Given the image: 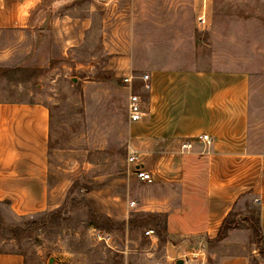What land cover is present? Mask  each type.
<instances>
[{
	"label": "rangeland",
	"instance_id": "obj_1",
	"mask_svg": "<svg viewBox=\"0 0 264 264\" xmlns=\"http://www.w3.org/2000/svg\"><path fill=\"white\" fill-rule=\"evenodd\" d=\"M200 1L71 0L69 10L61 12L65 21L57 43L51 31H43L29 63L11 66V96L29 90L31 100L50 109L52 175L65 183V194L60 215L53 209L20 216L8 201H0V251L22 254L25 264H177L179 259L222 264L238 254L256 259L260 252L253 231L239 230L222 242H182L169 233L160 237L150 220L129 222L136 214L162 213L176 186H167L169 168L161 162L152 166L139 144L155 180H137L128 165L134 142L128 102L135 91L116 75L103 51L104 39L112 42L115 28L129 45L135 68L248 73L251 148L264 152V0H207L210 29L198 22ZM71 17L82 24L80 36L70 42L75 45L69 46L62 28L69 30ZM234 215L256 217L257 201L248 197ZM99 222L108 229L99 230ZM148 229L157 237L148 236Z\"/></svg>",
	"mask_w": 264,
	"mask_h": 264
},
{
	"label": "crops",
	"instance_id": "obj_2",
	"mask_svg": "<svg viewBox=\"0 0 264 264\" xmlns=\"http://www.w3.org/2000/svg\"><path fill=\"white\" fill-rule=\"evenodd\" d=\"M70 1L0 0V201H8L10 210L20 216L59 209L65 183L52 175L50 109L31 100L29 90L11 96L9 71L15 64L26 66L36 55L43 31H51L57 43L65 21L61 12L69 10ZM200 8V12L207 8V0L200 1ZM71 19L70 31L62 28L69 46L75 45L70 42L80 36L82 24L80 18ZM128 49L117 28L112 42L103 41L116 75L133 77L130 88L145 101L144 118L131 121L132 146L140 151L141 145L152 166L165 164L170 170L165 182L169 188L176 186L162 210L167 214L169 235L182 242L214 241L229 212L251 196L258 203L264 241V152L251 148L248 73L148 64L135 68ZM145 73L150 76V90L144 89L139 77ZM204 133L212 138L209 148L197 141L190 151L180 154L186 139ZM247 226L230 230L219 242L239 230L252 231ZM254 256L264 264L260 254ZM249 257L233 255L222 264H252ZM0 264H25V259L18 252L0 251Z\"/></svg>",
	"mask_w": 264,
	"mask_h": 264
},
{
	"label": "built area",
	"instance_id": "obj_3",
	"mask_svg": "<svg viewBox=\"0 0 264 264\" xmlns=\"http://www.w3.org/2000/svg\"><path fill=\"white\" fill-rule=\"evenodd\" d=\"M198 22L204 29H210L212 26V22L208 18V14L206 9H203L200 14L198 15ZM142 81L144 82V89L150 90L151 89V82L149 74L145 73L139 76ZM133 78V77H132ZM132 78H125L126 81L131 82ZM144 98L139 93H131L129 96L128 102V110H129V119L132 122L140 121L145 116V109H144ZM200 141L204 144L205 149L209 148L212 143V138L208 134L204 133L196 138H189L186 139L181 147L180 150L182 152L190 151L194 144ZM128 165L132 166V173L135 175V178L141 182H153L155 180V174L153 171L146 169L145 164L142 160L141 152L136 147H130L128 158H127ZM136 205V200H132L130 202V206L134 207ZM146 234L150 237H157L156 232L154 229H148ZM161 264V263H158Z\"/></svg>",
	"mask_w": 264,
	"mask_h": 264
},
{
	"label": "trees",
	"instance_id": "obj_4",
	"mask_svg": "<svg viewBox=\"0 0 264 264\" xmlns=\"http://www.w3.org/2000/svg\"><path fill=\"white\" fill-rule=\"evenodd\" d=\"M56 212L60 215L62 214V207L56 210ZM106 217L103 215L96 214V217ZM237 217V216H236ZM234 215V211H230L227 217L224 219L222 226L219 230V233L214 241L219 242L220 240L227 237L230 230L239 228L242 226H247L251 228L253 231V235L256 240L254 242L258 245L260 255L264 259V241H263V231L260 224L259 212L256 217L246 216L244 218H236ZM109 225L115 224L114 221L110 217H106ZM140 219L150 220L154 222L155 227L158 230V234L163 239H166L168 236V228H167V214L165 213H156V212H144L141 214H136L129 219V222L132 226L136 225ZM99 230L105 231L108 229L106 223L99 222L96 226ZM252 264H260L257 259H253Z\"/></svg>",
	"mask_w": 264,
	"mask_h": 264
},
{
	"label": "water",
	"instance_id": "obj_5",
	"mask_svg": "<svg viewBox=\"0 0 264 264\" xmlns=\"http://www.w3.org/2000/svg\"><path fill=\"white\" fill-rule=\"evenodd\" d=\"M177 264H185V261L184 260H182V259H179V260H177V262H176Z\"/></svg>",
	"mask_w": 264,
	"mask_h": 264
}]
</instances>
